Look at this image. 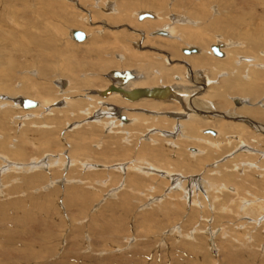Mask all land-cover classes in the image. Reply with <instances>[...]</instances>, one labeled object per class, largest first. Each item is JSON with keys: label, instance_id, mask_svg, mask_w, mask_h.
Wrapping results in <instances>:
<instances>
[{"label": "rangeland", "instance_id": "obj_1", "mask_svg": "<svg viewBox=\"0 0 264 264\" xmlns=\"http://www.w3.org/2000/svg\"><path fill=\"white\" fill-rule=\"evenodd\" d=\"M249 1L0 0V264H264V121L243 113L264 111V93L256 101L229 95L220 109L215 99L203 97L229 74L218 73L217 65L189 71L187 59H221L193 43L177 48L173 59L160 41L179 44L181 35L153 36V30L144 36L135 28L148 19L134 17L164 14L167 24L159 29L165 31L236 20L227 42L210 30L215 39L209 47L235 43L233 51L253 62L252 56L264 60V32L252 24L264 31V0L260 9ZM201 3L207 20L199 19ZM120 18L127 25L116 24ZM74 30L87 34V43L74 42ZM116 40L127 50L107 47ZM188 46L201 53H181ZM128 54L167 68L178 63L191 85L199 86L190 95L195 105L213 104V110L190 113L244 126L246 140L185 134L187 111L179 120L173 112L125 106L120 115L129 118L123 121L112 106L90 99L81 111L70 110L71 103L88 102L89 91L76 88L77 80L98 78L107 87L111 71H136L135 61L125 63ZM94 64L104 69L90 68ZM247 75L244 70L240 80L250 83ZM44 93L59 101L46 112L23 109L22 99L38 103ZM158 118L174 124L161 127ZM258 135L262 139L253 137Z\"/></svg>", "mask_w": 264, "mask_h": 264}, {"label": "bare ground", "instance_id": "obj_2", "mask_svg": "<svg viewBox=\"0 0 264 264\" xmlns=\"http://www.w3.org/2000/svg\"><path fill=\"white\" fill-rule=\"evenodd\" d=\"M259 1L260 0H253L251 2L256 3L257 6H258ZM157 3L159 4L160 1H158ZM237 3L238 2L233 3V4H236L235 7H234V9L236 11L239 10V6H238ZM200 5L201 6H198V9L201 10V13L200 14H202V16L199 17V19H205V20H207V16H204L203 15V14H205V11H206V9H204L203 6H205L206 4L201 3ZM230 5H232V4H229V6ZM138 6L141 8L140 5H138ZM133 7H134V4H133ZM157 7H159V6H157ZM199 7H202V9H200ZM249 7H250V5H249ZM254 7H256V6L254 5ZM142 8H143V6H142ZM259 9H260V7H259ZM141 14L142 13L135 14L134 17H136V15H137L139 21H144L145 19H148V20H146L145 22H143L139 26H137V28H135V30L142 32L144 36L145 35H149L150 32L153 31V30H155L154 31V34L152 33L153 36L157 35V32L158 31L163 30L161 28L159 29V27H162V25H164L165 23L167 24L166 17H164L166 15H164V14L163 15L162 14L160 15L159 13H157V16L154 15V14H150L152 17H148V18H145L144 20H140L139 17H140ZM151 19H153V20H151ZM178 19L175 20V22L180 21ZM92 20L94 21V18ZM117 22L118 23H116V24H118V25H127V23H125V21L121 20V18L118 19ZM237 22L238 21H236V20H232V22H229V24L226 25L227 28H226V26H224L225 24H220V23L217 24V22H215L214 23V26H212V27H210L208 25H205V27H208V28L205 29L203 27L204 30L201 28L202 25L199 28H187V27H182V26L181 27L178 26L179 28L176 27V26L168 27L167 28V31L168 32L166 31L168 33V35L169 36H172V38H174L175 35L180 34L181 36H180V39L179 40L181 41V43L175 44L174 42H171L170 41L171 39L168 40L169 38L168 39L163 38L160 41L161 44H162L161 47H163L161 49H163L167 54H170L171 56H173V59L175 57H177V54H176L177 48H180L181 45H183L184 43H185L184 45L190 44V43L197 44V45H200V46L204 47L205 50L210 48V51L212 52V49L211 48L214 45H211L210 47H209V45L214 41L215 38L213 36V33L210 32V30H212L214 33L223 34V37H221V38H223V40H226V42H227V39L229 37H232L233 36V35H230V33H228V29H231L232 31H234L235 28L233 27V25H235V23H237ZM135 23H133V24H135ZM205 23H206V21H205ZM90 24H91V22H90ZM252 24L253 25H256L255 27L257 29L255 31H257V32H264V31H261V26H260L259 23H256V22H253L252 21ZM131 25H132V23H131ZM132 26H134V25H132ZM242 27H243V25H242ZM79 29H81V28L79 27ZM74 31H81V30H74ZM74 31H72L71 34H70L71 39L74 42H77V43H85L86 40L88 39L87 34H86L87 37H86L85 41L78 42L73 37V32ZM32 36H34V35H32ZM161 36H163V35H161ZM126 37H128V36L127 35L126 36L124 35V38H126ZM151 37H152V35H151ZM164 37H167V36H164ZM176 37H178V36H176ZM127 40H129V39L127 38ZM51 41H52V39H51ZM93 41L97 42V40H94V38H93ZM108 45H107V47H109L110 49L113 48V46H115L117 48L122 47V49H125V51L127 50V46H126V44L124 45L123 41L116 40L115 42H113V43L110 44V46H112V47H110ZM235 45L236 44L235 43H232V42L231 43H228V46L232 47V48L228 47V48H230V49H228L227 48V45L225 43L221 42V41L216 44V46H221L220 47V50L223 53H224V51H226V49H228L227 50L228 51V55L225 56V53H224V57H217V56H215L213 54V52L212 53L211 52H208V53H210L209 54L210 57H212L211 55L213 54V56H215L217 58H220L221 60H218V59L217 60H212L210 58L208 59V58H206V56L190 57V58L187 59V62L189 63V66L191 67L189 71H191L193 69H202V68L209 67V66H212V65L214 67L215 65H217V67H218V69H217L218 70V73L225 72V73H228L229 74V77L231 79H228V80L227 79H224L226 77L225 76L223 78L224 81L222 82V84L219 87L211 88V90H209L207 92L208 95L206 94L207 96H204L203 97V98H205L207 100L208 99L209 100H214L215 99V103L214 104L219 105L220 109L222 108V106H224L223 104H224L225 98L228 97L229 95H235V94L237 95V94H240V95H243V96H254L253 101H256L264 93V60L263 59H259L258 57H255V56L253 57L252 56V58H253V62H252V59L250 61V58H245L244 56H239V52L237 51L238 49L235 47ZM144 46H145V44H143V46H140L139 45V47H143V48H144ZM191 47H193V46H188V47L183 48V49H189ZM101 48H103V47H101ZM196 48L198 49V53H193L191 55H186V54L183 53V49H181V53H183L186 56H192V55H196L197 56V55H199L201 53V50L198 47H196ZM233 48H236L237 50L234 52L233 51ZM242 50H243V48H242ZM230 53H233V54H230ZM244 58L247 59V60H245ZM155 60L156 59H153L152 60L151 58H147L145 56L143 57V56H137V55L128 54V57L125 58V63L127 65H129V67H130L131 65H133V62L135 61L134 62V65L136 66V69L137 70L136 71H132V70L129 71V70H127V71H129L132 74L133 79H131L130 81H128L126 85H122L119 80L114 79L113 76L110 75L111 72H113V71H111L110 74H109V77H108L111 81L108 83L109 85L107 84L108 85L107 87H105L106 85L103 86V84L100 85V82H99L100 80L98 78H96L94 80L89 79V78L88 79H85L83 81L77 80L76 83H75V87L77 88V86L78 87L80 86L79 88H81L82 86L83 87L85 86L84 87L85 88V91H87V90L89 91V93H87L85 95L86 97L84 96L87 99L86 101H88V99H90L89 100L90 102H91V100H92V102L94 100L95 102H99L101 104H106L107 106H112L113 108H111V110H112L113 114L114 113L115 114H118L119 113L118 115H120L121 114V108L122 107H125V106H136V107H142L144 109H147L150 112L154 111L156 113H159V112L171 113V112H173V113H176L177 114V115H174V117L180 120V118H178V117H182L183 115H185V113L187 111L186 115L190 118V121L188 123H185V124H183L182 121L181 122H177V125H178L177 130L180 128V125L183 124L185 126V134L187 133L188 135L194 136V135H198L199 131H202L206 135L210 134V135L216 137L215 139L221 138V136H223V137L224 136H228L230 138V137L233 136L232 134H237L240 140H246L245 139V136H246V134L249 133V130L246 129L244 126H240V125H237V124H234V123H229V122H222V120H218V119L216 120V119H214V117L208 118V117H205V116H201V114L200 115L191 114L190 111H198V112H200V109L201 110H206V109H209V110L212 109L213 110V104H210L209 101H207V102L206 101H202V102L196 103V105H195L194 99L190 95L196 94L197 91H198L199 86H196L195 85L197 83H195L194 85L193 84L191 85V82L186 79L185 69L183 67H181V66H177L178 63L176 64V67H174V66L171 67L170 66L171 68H167L166 65L164 64V62L162 64V62H160V61L156 62ZM168 60H169V62L171 61L170 59H168ZM221 61H225V62H221ZM104 64L107 65L109 63H104ZM104 64H100V65H98V64L95 65L94 64V65H91L90 68L95 69V70H97L99 72V71H101V70L104 69V66H103ZM127 65H124L122 69H124L125 67H127ZM3 67H4V65H2V67H0V69H2ZM117 67H119V66H117ZM209 70H208V72H210ZM244 70L248 74L247 75V78L250 81V83H244L243 82L244 79L240 80V76L242 75V73L244 72ZM125 71L126 70H122L121 73H123ZM211 71L213 72L214 70H211ZM1 73L3 74V71L2 70H1ZM4 75H5V73H4ZM174 75H175V77H173ZM207 76H209V75L207 74ZM172 77L174 78L175 81H178V82L173 83L172 80H171ZM209 80H211V78ZM192 83H194V82L192 81ZM111 87H113V90L106 94V91H108ZM143 89H148V90L163 89L165 91L168 90L169 92H168V94L165 97L158 98V99L150 98V97H142V98H138V99H136V98L133 99V97L127 96L124 93V92H132V91L143 90ZM93 90L94 91L96 90V91L93 92ZM75 91L78 92V90H75ZM94 93L97 96H99V97L94 96L95 95ZM24 100H27V99H22V107H23V109H26L23 106ZM57 100L54 99V98L50 99L49 94L44 93V95L40 99V101L38 103L36 102V104H37L36 107L31 108V109H26V110H29L32 113H36V112H39V111H45V109H47V107H51L52 105H54L55 103H57ZM189 100L191 101L190 103L192 104L190 106L192 110L190 108H188L189 106L187 107V104H188L187 102H189ZM233 100H234V103L239 101L238 104L236 103V105H240V103H241L240 99L236 98V99H233ZM243 100H245V99H243ZM29 101H31V100H29ZM89 101L87 103H89ZM33 102H35V101H33ZM87 103L86 102L85 103L84 102L71 103L69 105V108H70V110L74 111V113H76V112L81 111V109H83V107L85 108L86 106H89L91 104V103H89L87 105ZM180 104L183 105V107L185 106L184 107L185 111L182 110L181 108H179ZM94 106H97V105H94ZM197 109H199V110H197ZM222 110H224V109L222 108ZM83 113L85 114L86 112H83ZM243 113H246V114H248L250 116L251 115H254L258 120L264 121V111H262L260 109L243 110ZM178 115H180V116H178ZM62 117H63V115H62ZM118 118H121L123 121H125L129 117H127V119H126L125 115L124 116L123 115H120V116H118ZM139 118H140V116H139ZM140 119L142 120L143 118H140ZM140 119L138 120V122L140 121ZM165 119L166 118H164V119L158 118L157 120H155L156 123L155 122L154 123L156 125H160L161 127L168 126L170 124H174L173 122L168 121V120H165ZM100 122H101V120H100ZM139 127H141V126H139ZM261 127H262V125H258V127H256V128H259V129L263 130ZM209 128H214L217 131H215L214 129L213 130L212 129H209ZM207 131H212V132H214V134L208 133ZM253 137H258L257 139H262L261 138V135L253 136ZM198 138H200V137H198ZM202 139L210 140L211 138H209V136H204V137H202ZM161 158H163V157H161ZM7 162L9 163L8 160H7ZM49 162L54 163V162H57V161L54 160L53 158H50V161ZM48 164H50V163H48ZM153 165L154 164H151V167ZM7 166H9V164H7ZM5 169H3V170H5ZM260 206L261 205L259 204V207ZM244 209H246V207Z\"/></svg>", "mask_w": 264, "mask_h": 264}, {"label": "water", "instance_id": "obj_3", "mask_svg": "<svg viewBox=\"0 0 264 264\" xmlns=\"http://www.w3.org/2000/svg\"><path fill=\"white\" fill-rule=\"evenodd\" d=\"M148 17H152L150 14L145 13V14H141L139 19L140 20H144L145 18ZM157 35H163V36H168V33L164 30H160L157 32ZM73 37L76 41L78 42H82L85 41L86 39V34L82 31H74L73 32ZM221 46H212V52L215 56L217 57H224V53L220 50ZM183 53L186 55H191L193 53H198V49L196 47H191L189 49H183ZM113 76L114 79H117L121 82L122 85H126L128 81H130L131 79H133L132 74L129 71H125L123 73L118 72V71H113L111 72V74ZM113 90V87H111L108 91H106V94L109 93L110 91ZM168 90L165 91L163 89H153V90H148V89H143V90H136V91H132V92H124L125 95L130 96L138 99V98H142V97H150V98H163L168 94ZM105 93V92H104ZM36 102L33 101H29V100H24L23 102V106L26 109H31L36 107ZM208 133H212L214 134V132L212 131H207Z\"/></svg>", "mask_w": 264, "mask_h": 264}]
</instances>
